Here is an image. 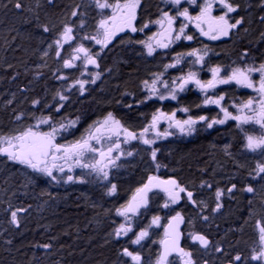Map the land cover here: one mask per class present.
<instances>
[{
    "label": "snow or ice",
    "instance_id": "snow-or-ice-1",
    "mask_svg": "<svg viewBox=\"0 0 264 264\" xmlns=\"http://www.w3.org/2000/svg\"><path fill=\"white\" fill-rule=\"evenodd\" d=\"M47 5L55 6L56 0H46ZM166 4H171L177 9L176 14L172 15L169 11L161 10V15L154 21L144 23L141 27H137L135 21L137 19V10L140 7L141 0H92V4L99 10L101 18L97 22L96 32L94 35H84L83 40L93 41L95 45L100 46V50L107 49L113 40L124 32H143L150 24L154 23L159 26V31L153 36L148 37L147 40L131 41L143 45L148 56L154 55L157 49H167L174 42L183 40L192 41L194 35L186 32L187 27L193 25L201 36L209 40H220L224 37L230 36L233 30L239 28L244 23L243 17L239 19L232 18L231 14L236 13L240 9V5L233 2V0H204L203 4L199 5V13L191 15L188 8H180L185 0H164ZM190 5H196L197 0H186ZM214 5H219L223 10L220 15H213ZM39 6V0H37ZM14 7L22 10L24 5L21 0H16ZM79 5L70 13L71 17L83 15L79 11ZM260 8H264V0H260ZM105 10H109L105 13ZM183 18L186 23H181L176 27V21ZM38 19V17H37ZM260 20L264 22V16H260ZM30 22V21H28ZM85 21L80 20L78 25L65 23L62 30L58 33V38L54 39L48 45L52 48L55 45V55L61 59V51L65 49V45H71V49L67 58L62 59V68L74 69L77 68V61H80L83 68L92 66L99 68L98 63L99 52H93L91 48L86 47L83 43L73 45L76 40V28H84ZM43 33H49L51 29L47 25L41 26ZM246 31V29H245ZM264 38V33L261 34ZM44 55H48L47 52ZM208 55L207 46L205 49H192L191 51L181 52L173 57L174 62L165 65V71L168 68H175L180 65L185 57H194L193 64L203 65L205 57ZM249 56V51L246 49L241 53V60ZM209 71L212 78L207 81H202L196 71L189 70L187 74L180 75L168 81L161 79L162 73L155 74L156 78L151 82L143 81L144 87L148 95L136 103H147L149 100L157 99L176 100L177 94L182 93L187 89V86L195 85L202 93L205 94L204 105L214 104L223 113V118L209 119V117L201 115L193 118L189 116L187 119H177L176 112L167 113L157 109L151 116V121L139 133L130 130L126 127L120 119H117L112 112H108L103 119H99L90 124L85 132L82 133L78 139L60 143L61 138L65 133L72 134L76 129L80 117L69 119L66 122L63 120L57 125L54 122V117L49 115L36 116L35 113L29 114V119H34V124L23 125L24 114L15 115L14 121L16 127L5 132L0 131V164L19 165L24 169H29L36 176L28 178L29 183H34L37 177L47 178L49 181L56 184H99L105 189V195L113 196L117 193V185L110 180V173L113 169L122 167L118 161L121 158L133 157L137 153L132 150H125L122 144L127 145L132 141H139L150 149V158L155 168L158 170L161 167L158 161L157 154L160 151L154 148L153 145L157 143L158 139H166L169 136L179 134L180 136H192L198 129L197 125H203L205 129H212L216 125H223L227 121H236L237 126L245 131L244 149L250 153H259L264 157V62L259 66L245 63L243 66L233 67L230 73L221 75V67L216 66ZM253 73H259V80H253ZM84 74L83 72L81 73ZM91 77L89 80L77 79L67 89L77 88L81 96L86 92V85L95 84L100 78V72L88 73ZM15 78V77H13ZM59 79H67L61 75ZM235 83L242 88L252 89L257 93V98H250L241 103L237 108V114L228 111L227 108L221 106V101L224 96L220 95L215 98L207 96L209 90L215 89L218 85ZM160 84L166 92H162L157 87ZM23 91V89H22ZM125 95H129L125 93ZM62 102H67L69 97L57 92L53 99ZM11 103V101L9 102ZM32 108H54V111L59 113L65 107V103H58L57 105L42 104L39 98L33 99L31 102ZM132 108L133 104L125 105ZM179 111L187 113L188 108H181ZM167 122L168 127L163 131L160 130V123ZM254 124L258 125L262 130L259 135L247 134L243 128L244 125ZM42 126H47L48 130H43ZM176 129V133L170 131ZM115 153V155H114ZM81 169L79 175H73L74 169ZM254 175L250 173L251 180H264V161L258 162L254 169ZM204 186V185H202ZM211 187V185H207ZM154 189L165 193L167 199L162 205L163 208H170L172 205L178 204L183 199L181 194L187 197V200L192 204H197L194 199V193L182 186L175 178L161 179L155 175H149L147 182L141 187H137L127 203L116 209L118 216L125 218V223H121L115 230L114 238L120 239L132 232V226L129 223L130 217L140 214L142 208H147L149 204V193ZM237 189L236 184H232L228 189V193H233ZM247 193H255L256 189L251 184L241 189ZM224 195V190L217 189L215 192L216 206L213 212H220L223 208L221 197ZM203 204V202H200ZM251 203V201H249ZM28 208L18 207L10 213V224L16 228H20V213H25ZM159 215H154L151 220V225L160 226ZM207 221L209 217L203 216ZM184 223V217L179 212L172 216L164 227L163 238L159 241L160 251L157 253L154 264H174L170 260L174 254L177 256L181 264H196L193 258V253L181 247V231L180 225ZM150 225V226H151ZM258 245L251 252L248 257L242 256L239 252L233 255L228 264H248V261L256 262V264H264V220H257L255 224ZM148 230L142 229L135 234V238L131 240L134 245H140L141 242L148 237ZM189 238L193 243H198L200 248L208 249L210 241L206 235L201 233H190ZM11 244V241H6ZM44 249L51 248L50 244L36 245ZM215 251L218 253L224 252L222 248L217 246ZM120 255L129 258L131 264H143L142 257L139 252L131 251L124 247Z\"/></svg>",
    "mask_w": 264,
    "mask_h": 264
},
{
    "label": "trees",
    "instance_id": "trees-1",
    "mask_svg": "<svg viewBox=\"0 0 264 264\" xmlns=\"http://www.w3.org/2000/svg\"><path fill=\"white\" fill-rule=\"evenodd\" d=\"M155 1L146 0L147 12L156 9ZM15 2L0 0V131L5 132L12 128L15 115L29 107L30 101L39 98L44 104L55 91L48 76L51 71L46 67L49 59L44 55L50 33L69 20L77 5L81 13L93 8L92 0H56L55 6L47 5L46 0H39V6L37 0H21L22 10L14 7ZM260 16L252 17L253 31L242 43L251 54H257L262 48L258 32L264 22H259ZM42 25L51 29L48 36L43 34ZM84 33L76 30L74 43L83 42ZM108 56L112 75L103 89L75 100L63 110L64 119L81 118L72 131V140L78 139L90 124L108 112L121 113L127 124L139 130L140 121L148 114L146 109L127 113L118 109L119 104L129 103L125 93L135 90L147 75L148 65L135 60L130 50L115 49ZM38 74L42 75L41 80ZM237 146L233 133L218 130L211 137L202 136L194 144L171 147L168 158L180 179L193 183L202 177L216 179L224 170L235 171L245 166ZM0 168L6 171L5 175L0 174V264H120L122 244L113 243L109 231L114 201H106L99 193L86 189L67 194L47 193L41 181L26 185L12 169L4 164ZM141 179L138 172L132 180H123L120 193ZM18 206H29L31 211L23 223L25 227L19 230L10 225L7 217V209ZM257 213L254 202L249 203L245 198L227 208L223 222L224 252L219 260L228 263L237 252L245 257V249L252 241L251 223ZM9 240L11 244L6 243ZM42 244L51 245L49 252L35 251L36 245Z\"/></svg>",
    "mask_w": 264,
    "mask_h": 264
},
{
    "label": "flooded vegetation",
    "instance_id": "flooded-vegetation-1",
    "mask_svg": "<svg viewBox=\"0 0 264 264\" xmlns=\"http://www.w3.org/2000/svg\"><path fill=\"white\" fill-rule=\"evenodd\" d=\"M203 2L204 0H197L196 5H190L185 1L184 3H182L180 8L182 9L186 7L188 8L189 13L191 15H197L200 10L199 5L203 4ZM233 2L240 5L239 11L231 14L233 20L243 17L244 23L240 25L238 29L233 30L230 36L224 37L220 40H209L206 37L201 36L197 29L190 24L187 27L186 32L188 34L194 35V39L192 41H186L182 39L181 41L174 42L172 45H170L169 48L157 49L154 55L148 56L146 54V49H144L143 45L131 42L140 40L125 39L126 37L137 35L139 31L134 34H124L119 38H115L112 44H110L107 49H104L103 51H97L100 53L98 59L100 67L98 69L92 66L86 68L88 70H92L94 72L98 71L101 73L100 78L96 81V83L89 85L86 88V95L103 89L106 80L111 77L112 68L107 62L109 53L113 52V50L115 49L118 51L130 50L135 54V60L139 61L143 65H148L149 70L147 72V75H145L139 81L135 90L132 92H127L129 94L127 95L129 100V103L127 104H133L134 106L132 108H128L125 106L127 104H119L118 109L120 110V112L124 113L131 112L132 110L137 111L146 109L148 114L143 121H140L141 130L146 127L147 124L151 121V116L157 109L167 113L175 111L177 119H187L189 116L196 118L201 115L207 116L209 117V119L223 118V113L220 111V108H218L216 105H204L203 102L205 99V94L202 93L199 89L195 87V85L192 84L188 85L187 89L184 92L178 93L176 100L169 99L160 101L157 99H152L149 100L147 103L139 104V106H136V103L140 101L137 99L138 96L146 97L148 95V92L144 87L143 81L147 80L151 82L153 79L156 78L155 74L162 73L163 75L161 79L164 81H168L170 84L173 78L178 77L180 75H185L191 69L197 72L198 77L202 81H207L212 78V74L209 69L213 67L220 66L222 69L221 75H225L227 73H230L233 67L243 66L245 63L254 64L258 67L260 63L264 62V38H262L261 36V34L264 33V24L258 32V40L259 43L262 44V48L261 50H259L260 52H258L257 54H251V52H249V56L245 57L244 60H241L240 58L241 53L246 50V47H244L242 43H245L251 31H253V24L251 22L252 17L256 14L264 16V8L259 7L260 0H233ZM92 6V11L84 10L85 12H83V15L79 17H71L70 15V18L67 23L78 25L80 20H84V28L81 29L77 27L76 30L84 32H89V30L93 31V20L94 18L100 19L101 14L93 4ZM155 6L156 9H154V11L147 12L145 10L146 0H141L140 7L137 10V19L135 21V24L138 28L141 27L144 23L158 19L161 15V10L169 11L172 15H175L177 11L175 7H173L171 4H166L164 0H156ZM222 11L223 10L219 7V5H214L212 14L214 16L220 15L222 14ZM259 22H262L260 20V17ZM181 23H186L185 21H183V18H180L176 21V27L178 28ZM63 25L64 24H60L55 31H59L60 29H62ZM158 31L159 26L152 23L149 25L148 28H145L143 30V33H145L147 37H150ZM75 44L77 43H73V45ZM84 45L88 47L87 44ZM205 46H207L208 55L205 57L203 65H201L200 67H192L190 65V62L194 57H185L180 65L175 68H168L167 71H165V65L173 63V57L176 54L191 51L192 49H205ZM56 60H58L57 57L54 58L56 70L48 74L53 85L57 84L55 77H59L61 75L65 76V72L68 71L67 69L63 68L62 72H59V70L57 69ZM251 61L252 63H250ZM76 63L81 62L77 61ZM37 76V78L41 80L42 75L38 74ZM252 78L254 81H258L259 73H253ZM86 79L89 80L91 79V77H87ZM61 81L62 79H60L58 83H60ZM69 81L70 80H68L67 82L69 83ZM68 83L65 84L63 81L61 82L60 85L62 86V90L70 87L69 85L71 83H69V85ZM157 87L160 88L162 92L167 91V89H164L160 84H157ZM220 95L224 96V100L221 101V106L227 108L228 111L233 114H237V108L241 103L247 101L250 98L258 99L257 93L254 92L252 89L242 88L236 85L235 83H230L225 86L218 85L215 89L209 90L207 92V96H211L213 98ZM69 106L71 105H66L65 108ZM181 108H188L189 111L187 113L179 111V109ZM113 115L117 119H120L126 127H129L130 130L136 131L137 133L141 131L137 127L133 128L129 124H127L126 121L122 118L121 113H113ZM103 117L104 116L102 115V117H100L99 119H103ZM234 126H237V123L236 121L232 120L227 121L223 125H216L212 129H205L204 126L201 124L197 125L198 131L192 136H180L177 133L175 135L169 136L166 139H158L157 143L153 145L154 148H158L160 150L157 154V158L161 164V167L158 170L155 168V165L151 161L150 149H148L146 145H143L139 141H132L127 145L122 144V148H124L125 150H132L137 154L133 157H128L126 159L121 158L118 163L121 164L122 167L118 169H113L111 171L109 178L112 183H115L117 185V193L113 196H107L104 194L105 189L103 188V186L99 187V192H97L96 190L88 189L91 192L99 193L106 201L115 202L113 209H111L112 222L110 223L111 225L109 228L111 234L114 233V230L121 223H125V218L118 216L116 214V209L122 206L123 204L127 203V201L131 198L132 194L134 193L135 189L137 187H141L147 181L149 175H155L165 180L169 178H175L182 186H185L188 190L194 193V199L197 201V204H192L187 200V197L184 194H181L183 199H181L178 204L172 205L170 208L165 209L162 207V205L167 199L166 195L159 192H153L149 195L148 207L141 210L139 215L130 217L129 220L134 221L133 223H130L134 234L145 228L150 234V236L148 235L146 242L142 245V250L139 252L138 248L132 245H128V240L123 239L122 237L120 239H116L113 235H111L113 243H121L122 249L124 247H127L131 251L139 252L142 255L143 264H153V260L156 259L157 253L160 251V246L159 248L157 247V241L161 236L164 235V227L167 225L171 217L176 215L177 212H179L181 216L184 217V225L182 227V247L193 253V258L195 259L196 264H216L213 263L214 258H216V260H218V258L221 259L223 252L218 253L215 251V248L219 246L224 250V243L222 241V238L226 235V227L223 222L225 216L227 215V208L232 206L233 204H236L241 198H245L248 201H251L252 203H260V200L263 195L262 192L264 190V180H251L250 173L254 175L255 168L253 163L250 162V167H242L243 169L235 171L231 169L224 170V172L216 176V179L211 176L202 177L201 179L191 183L187 179H180L178 173H176L173 169V166L168 158V153L170 151L169 149L173 146L194 144L202 136L211 137L212 134L216 133L218 130H224L226 132L233 133L236 136L238 141V151L243 146L241 140L244 135H242V133L240 134L237 128L234 129ZM159 127L160 130L163 131L168 127L167 122H161ZM170 131L176 133V129H170ZM65 139L66 142L72 141V134L67 133ZM240 154H242V152ZM242 161H244L245 167L248 166L247 162L245 161V158H242ZM259 162H261V160ZM138 172L142 175V179L134 186L128 188L125 193L121 194L119 190V185L124 181L127 182V180L129 179L132 180L134 178V175H137ZM232 184H236L237 189L234 190L233 193H228L227 189ZM249 184L254 186V188L256 189L255 193H252L253 197L249 196L250 193L248 194L247 192L241 190ZM207 185H211V187H208ZM217 189L224 190V195L221 197L223 208L220 212H213V209L215 208L217 203L215 197V192ZM63 193L67 194L68 190L66 189L60 192V194ZM201 201L203 202V204L200 203ZM7 211V217L10 221V213L12 209H7ZM154 215H159L161 217V220L163 221L162 228H158L155 225L150 226L152 217ZM205 215L209 217L207 221L203 219V216ZM258 219V217H255L251 223L252 241L249 244V248L251 250L258 247L256 243L257 233L255 228V223ZM14 228L18 229L15 226ZM190 233H201L206 235V237L210 241L209 248L203 249L200 248L198 243H193L189 238ZM35 249V251L40 250L42 252H49L50 250V248L44 249L41 247H36ZM121 258L127 259V257H124L122 255ZM170 260L174 262L180 261V259L176 256L170 257Z\"/></svg>",
    "mask_w": 264,
    "mask_h": 264
},
{
    "label": "rangeland",
    "instance_id": "rangeland-1",
    "mask_svg": "<svg viewBox=\"0 0 264 264\" xmlns=\"http://www.w3.org/2000/svg\"><path fill=\"white\" fill-rule=\"evenodd\" d=\"M108 11L109 10H105V13H108ZM99 21V19L97 18V19H95L94 18V20H93V31H91L90 32V30H89V32H85L84 33V35H89V36H91V35H94L95 34V32H96V26H97V22ZM62 29H60L59 31H53L52 33H50L52 36L49 38V40H48V43L46 44V46H45V52H47L48 53V55H46L47 56V58L49 59V61H48V65H46V67L48 68V70L49 71H51V72H54V70H56V68H55V66H56V64L54 63V58L56 57V55H55V51H56V48H55V45H53V47L52 48H49L48 47V45L49 44H51L52 43V41L54 40V39H56V38H58V33L61 31ZM45 36H48V33H43ZM83 35V36H84ZM126 40H141V39H148V37L145 35V33H143V32H138V34L137 35H134V36H130V37H126L125 38ZM82 41L83 42H81V43H83V44H87V46L89 47V48H91L92 49V51L93 52H97L98 50H100V46L99 45H95L94 44V42L93 41H90V40H83V38H82ZM74 43V42H73ZM70 49H71V45H65V49L64 50H62L61 51V59H58V60H56L57 61V69L59 70V72H62V59L63 58H67V56L69 55V52H70ZM195 60V58H192V60H191V66L192 67H196V66H201V64H193V61ZM52 63V64H51ZM250 63H252V61L250 62ZM51 64V65H50ZM77 65H78V67L77 68H74V69H67L68 71H66L65 72V77H67V79H63L62 81L66 84V83H68L67 81L68 80H70L69 81V83H73L75 80H77V79H84V80H88V79H86L87 77H90L89 75H88V73H94V71H92V70H88V69H85V68H83V66H82V64L81 63H77ZM194 71V70H193ZM84 73L83 75L81 74V73ZM57 76V75H56ZM86 77V78H85ZM56 78V82H57V84H55L54 86H55V91H53V93L50 95V96H48V98L46 99V101H44V104L46 103V104H52V105H57L58 103H65V106L66 105H71L75 100H82L83 98H86V97H88V95H86V93L83 95V96H81L80 94H79V92H78V89L77 88H71V91H68L67 89L68 88H66V89H64V90H62V86L60 85L61 84V82L60 83H58L59 82V80L60 79H58V76L57 77H55ZM69 78V79H68ZM71 78H73V79H71ZM55 82V83H56ZM69 83H68V85H69ZM71 84L69 85V86H71ZM89 85H92L91 83L90 84H88V85H86V88L89 86ZM225 85H227V84H222V86H225ZM87 91V90H86ZM57 92H60V93H62V94H64V95H66V96H68L69 97V99H68V101L67 102H62V101H59L58 100V98L57 99H53V97H55L56 96V93ZM145 97H140V96H138L137 97V99L138 100H142V99H144ZM128 102H129V100H128ZM65 108V107H64ZM64 108H62L61 109V111L59 112V113H57V112H55L54 111V108H47V107H43V108H32V106H31V101H30V104H29V107L27 108V109H25L24 110V113H23V111H22V113L24 114V120L22 121V124L23 125H28V124H34L36 121L34 120V119H29L28 117H29V114H31V113H35V115L38 117V116H40L41 114H43V115H49V114H51V115H53V117H54V122H56L57 123V125L63 120L64 122H66L67 120H69V119H64V112H63V110H64ZM116 113V112H115ZM117 114H119L118 112H117ZM105 115H107V113L105 114ZM104 115V116H105ZM11 127L12 128H14V127H16V122L13 120V122H12V124H11ZM43 127V130H48V128H47V126H42ZM235 128L234 129H238L239 130V132H240V134L242 133V135H244L243 136V138H242V148H240L238 151H240V152H238V154H239V156H241V158H245V161L247 162V164H248V166H240L241 168L240 169H243V168H247V167H250L251 165H250V162H252L253 163V165H254V168H255V165L261 160V161H264V157H261V155L259 154V153H250V152H248V151H246L245 149H244V144H245V131H242L238 126H234ZM11 128V129H12ZM243 128L246 130V132H247V134H253V135H259L260 134V132L262 131L260 128H259V126L258 125H254V124H248V125H244L243 126ZM10 129V130H11ZM66 135H67V133H65L61 138H59V142L60 143H65L66 142V139H65V137H66ZM242 152V154H240ZM260 158V159H259ZM5 166H7L8 168H10V169H12L13 171H15L18 175H19V177H20V179H21V181L22 182H24V184H26V185H34V184H36L38 181H41L43 184V187H44V189H46V192L47 193H52V194H60V192H62L63 190H68V193H74L75 191H79V190H82V189H92V190H96L97 192H99V187L101 186L102 187V185H99V184H95V183H91V184H63V183H61V184H56L55 182H52V181H49L47 178H43V177H37V179L35 180V182L34 183H29V180H28V178L30 177V176H36V174L35 173H32L29 169H24V168H22L21 166H19V165H13V164H11V163H9V164H4ZM243 167V168H242ZM1 170H0V174L1 175H5V170L3 169V168H0ZM5 171V172H4ZM81 173V169H79V168H76V169H74V172L72 173L74 176L75 175H79ZM7 174V176H9V179L11 180V181H13L14 180V178L11 176V174L10 173H6ZM10 186H12V185H10ZM66 188V189H65ZM13 190V189H12ZM263 195H262V198H261V200H260V203H254L255 205H256V208H257V216L256 217H258L259 219L258 220H264V190H263ZM249 194V193H248ZM59 196V195H58ZM250 197H253L252 196V194H250L249 195ZM18 207H23V206H18ZM18 207H15V209L16 208H18ZM25 208H28V211L27 212H25V213H20L19 214V217H20V224H21V226H20V228H18V230L19 229H21V228H24L25 227V224H23L24 223V221H25V219H27V215H29L30 213H31V211H30V208H29V206H26ZM15 209H13V210H15ZM134 221L132 220V221H129V223H133ZM256 224V223H255ZM11 225V224H10ZM11 226H13L14 227V225H11ZM151 226H153V225H151ZM162 226H163V221L160 219V226L158 227V228H162ZM157 227V226H156ZM139 232V231H138ZM138 232H136V233H138ZM135 233V234H136ZM135 234L133 233V231L132 232H129L128 233V235L127 236H123L122 238L123 239H126V240H128V245L130 246V245H132V246H134V247H136V248H138L139 249V252L142 250V245L146 242V240H147V238L148 237H146L142 242H141V244L140 245H134V244H132L131 243V240L132 239H134L135 238ZM149 236H150V234H149ZM163 238V236H161L160 238H159V240L157 241L158 242V245H157V247L159 248V246H160V244H159V241L161 240ZM258 246V245H257ZM250 246H248L245 250H246V252H245V257H248V256H250L251 255V252H252V250L249 248ZM141 255V254H140ZM141 257H142V255H141ZM128 259V260H127ZM127 259H125V258H123L122 259V261L120 262V264H122V262L124 263V264H131V262H130V260H129V258H127ZM213 259V258H212ZM216 260V258H214V261ZM218 260H219V258H218ZM154 261L155 260H153V264H154ZM220 262H218V263H216V264H227V263H224V262H222L223 261V259L222 260H219ZM174 264H181V261H179V262H174ZM212 264V263H211ZM248 264H256V262H253V261H248Z\"/></svg>",
    "mask_w": 264,
    "mask_h": 264
},
{
    "label": "water",
    "instance_id": "water-1",
    "mask_svg": "<svg viewBox=\"0 0 264 264\" xmlns=\"http://www.w3.org/2000/svg\"><path fill=\"white\" fill-rule=\"evenodd\" d=\"M185 1H186V0H185ZM124 34H134V33H131V32L120 33L116 38H119V37L123 36ZM146 182H147V181H146ZM146 182H145V183H146ZM153 192H159V193L165 194V193L159 191L158 189H154V190H153L152 192H150L148 195H150V194L153 193ZM148 205H149V204H148ZM143 209H145V208H142L141 210H143ZM141 210H140V211H141ZM183 225H184V223L180 225V231H181V233H182V227H183ZM182 239H183V234L181 235V240H180L181 247H182ZM173 256H175V254H174ZM176 257H177V256H176Z\"/></svg>",
    "mask_w": 264,
    "mask_h": 264
},
{
    "label": "bare ground",
    "instance_id": "bare-ground-1",
    "mask_svg": "<svg viewBox=\"0 0 264 264\" xmlns=\"http://www.w3.org/2000/svg\"><path fill=\"white\" fill-rule=\"evenodd\" d=\"M30 71V70H29ZM15 75H16V73H15ZM34 92V91H33ZM66 189V188H65ZM23 201V200H22ZM108 218V217H107ZM11 235V234H10Z\"/></svg>",
    "mask_w": 264,
    "mask_h": 264
}]
</instances>
